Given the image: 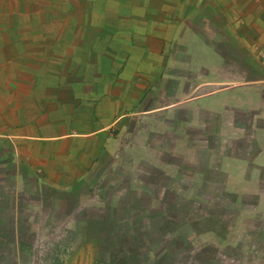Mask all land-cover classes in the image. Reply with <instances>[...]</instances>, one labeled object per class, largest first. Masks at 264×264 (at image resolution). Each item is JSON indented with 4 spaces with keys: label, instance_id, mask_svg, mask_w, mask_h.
Listing matches in <instances>:
<instances>
[{
    "label": "rangeland",
    "instance_id": "rangeland-1",
    "mask_svg": "<svg viewBox=\"0 0 264 264\" xmlns=\"http://www.w3.org/2000/svg\"><path fill=\"white\" fill-rule=\"evenodd\" d=\"M129 1L121 9L144 3ZM186 52L167 80L151 69L149 111L114 129L117 157L104 152L72 183L0 165L1 216L18 218L0 225V264H61L83 245L103 264H264V84L253 81L264 71L204 49L189 65Z\"/></svg>",
    "mask_w": 264,
    "mask_h": 264
},
{
    "label": "crops",
    "instance_id": "crops-1",
    "mask_svg": "<svg viewBox=\"0 0 264 264\" xmlns=\"http://www.w3.org/2000/svg\"><path fill=\"white\" fill-rule=\"evenodd\" d=\"M62 1L59 10L56 0H0V165H13L15 179L72 183L104 152L117 157V126L149 111L140 107L151 69L175 76L182 50L264 71V0H144L137 9L107 0L104 11L98 0ZM253 81L264 84V73ZM0 220L18 225L16 215ZM99 256L83 245L61 264H103Z\"/></svg>",
    "mask_w": 264,
    "mask_h": 264
},
{
    "label": "trees",
    "instance_id": "trees-1",
    "mask_svg": "<svg viewBox=\"0 0 264 264\" xmlns=\"http://www.w3.org/2000/svg\"><path fill=\"white\" fill-rule=\"evenodd\" d=\"M189 212H191V209H189V210H187V211H185V213L184 214H188L189 216H190V214H189ZM171 216L170 215H164V217H163V221L161 222V224L160 225H156L157 227H155L156 229H157V231H159V230H163V229H165L167 226H168V220H169V218H170ZM190 221V219H187V220H185V221H183V222H181L180 224H178V226L179 227H181V226H183L184 224H186V223H188ZM194 221V220H193ZM122 234H125V233H122ZM127 235L128 234H130V232H127L126 233ZM118 255H120V254H118ZM122 255V254H121ZM129 256V261H131L135 256H133V255H128ZM136 257L139 259L140 258V256H138V255H136ZM113 260H115L114 258H113ZM113 263V262H112Z\"/></svg>",
    "mask_w": 264,
    "mask_h": 264
},
{
    "label": "built area",
    "instance_id": "built-area-1",
    "mask_svg": "<svg viewBox=\"0 0 264 264\" xmlns=\"http://www.w3.org/2000/svg\"><path fill=\"white\" fill-rule=\"evenodd\" d=\"M262 57H264V55H262Z\"/></svg>",
    "mask_w": 264,
    "mask_h": 264
}]
</instances>
